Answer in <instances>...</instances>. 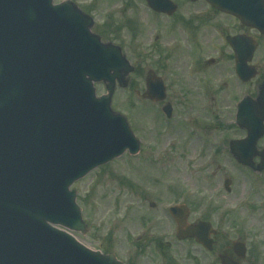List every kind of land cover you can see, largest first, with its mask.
Masks as SVG:
<instances>
[{"label": "water", "instance_id": "water-1", "mask_svg": "<svg viewBox=\"0 0 264 264\" xmlns=\"http://www.w3.org/2000/svg\"><path fill=\"white\" fill-rule=\"evenodd\" d=\"M64 15L51 0H0V264H123L58 228L85 233L76 191L69 190L74 181L139 150L110 105L116 81L125 87L133 68L119 47L89 32L91 22L77 29ZM99 81L107 94L96 97ZM147 94L162 99L164 87L150 82ZM169 212L179 239L212 248L210 223L187 224L186 205ZM234 252L242 257L244 245L236 243ZM221 261L238 264L227 255Z\"/></svg>", "mask_w": 264, "mask_h": 264}, {"label": "flooded vegetation", "instance_id": "flooded-vegetation-1", "mask_svg": "<svg viewBox=\"0 0 264 264\" xmlns=\"http://www.w3.org/2000/svg\"><path fill=\"white\" fill-rule=\"evenodd\" d=\"M61 2L78 8L91 20L92 32L104 42L124 47L125 38L132 41L140 35L141 53L132 46L129 49L143 64L153 61L144 68L143 93L148 89L150 70L166 90L163 101L143 99V103L162 120L165 104L174 111V104L167 99V91L173 88L177 107L204 110L213 131L208 137V168L213 157L227 159V164L219 167L224 172L220 180L224 190L231 193L232 187H240L241 210L251 219L263 220L264 34L260 30V0H230L232 12L209 0H52ZM122 28L130 35L121 36ZM196 96L198 104L193 100ZM236 157L249 158L248 164L239 163ZM187 221L210 219L206 212L194 219L189 215ZM212 226L217 231L212 236V250L194 238L179 240L172 234L159 246L171 248L188 242L192 250L180 254H171L170 248L163 250L160 264H210L208 254L217 255L218 264H222V255L238 264L246 262L245 253L243 261L233 253L234 243L240 239L229 240L219 223ZM187 259L190 261L185 262Z\"/></svg>", "mask_w": 264, "mask_h": 264}, {"label": "rangeland", "instance_id": "rangeland-1", "mask_svg": "<svg viewBox=\"0 0 264 264\" xmlns=\"http://www.w3.org/2000/svg\"><path fill=\"white\" fill-rule=\"evenodd\" d=\"M120 31L121 36L130 35L126 28ZM124 41L123 52L135 67L127 79L133 88L117 87L111 107L126 117L140 140V152H124L72 184L86 224L84 234L72 233L86 247L112 252L125 264H160V252L170 247L159 244L175 230L168 207L184 203L190 208V219L208 212L210 222L219 223L229 240L245 243L243 264H264V219H251L241 210L240 187H232L231 193L224 190L220 183L224 172L219 167L226 165L227 159L213 157L208 168V137L213 131L204 110L177 107L172 88L167 91V99L175 106L172 118L160 120L155 110L135 95V90L143 92L144 68L153 61L143 64L130 52L132 46L141 53L140 35ZM94 86L96 95L105 93L102 83ZM193 100L199 103L197 96ZM191 250L188 242L170 248L171 254ZM208 262L218 264L217 255L208 254Z\"/></svg>", "mask_w": 264, "mask_h": 264}]
</instances>
